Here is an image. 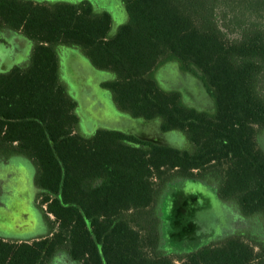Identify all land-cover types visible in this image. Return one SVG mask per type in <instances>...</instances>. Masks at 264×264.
Here are the masks:
<instances>
[{"label":"trees","instance_id":"obj_1","mask_svg":"<svg viewBox=\"0 0 264 264\" xmlns=\"http://www.w3.org/2000/svg\"><path fill=\"white\" fill-rule=\"evenodd\" d=\"M128 21L112 33L88 2L0 0V34L33 42L29 61L0 74V160L36 166L40 206L54 229L32 241L0 239V264H264V242L231 236L196 246L199 196L157 204L174 178L218 173L215 190L243 216H264V0H120ZM59 47L79 49L115 75L101 87L133 119L183 135L190 149L119 130L79 132L61 79ZM175 63L212 98L188 106L156 73ZM196 172V173H195ZM199 179V180H198ZM45 208V209H44ZM194 227L192 234H184Z\"/></svg>","mask_w":264,"mask_h":264},{"label":"rangeland","instance_id":"obj_2","mask_svg":"<svg viewBox=\"0 0 264 264\" xmlns=\"http://www.w3.org/2000/svg\"><path fill=\"white\" fill-rule=\"evenodd\" d=\"M41 4L88 2L96 12H107L113 20L112 33L128 21V15L120 0H24ZM33 42L20 33L5 31L0 34V74L29 61ZM61 79L69 95L77 103L80 119L79 132L91 137L99 129L119 130L133 134L145 141H159L172 146L190 149L183 135L163 134L157 124L133 119L116 106L110 91L101 83L112 81L111 72L96 69L79 49L59 47ZM161 87L166 91H180L188 106L212 111V98L189 74L182 72L175 63H168L156 73ZM257 141L264 150V130H258ZM36 166L24 154H12L0 160V239L31 241L49 235L54 229V217L46 216L40 206V190L36 185ZM196 173V172H195ZM218 173L200 181H187L174 177L166 186L157 204V212L163 215L167 199L179 205L184 197L199 196L195 220L199 229L196 246L216 245L231 236H241L248 242H264V216H243L237 206L222 202L216 195L220 181ZM199 180V179H198ZM45 209V208H44ZM194 227L184 231L192 234ZM67 258L58 256L52 264H68Z\"/></svg>","mask_w":264,"mask_h":264},{"label":"crops","instance_id":"obj_3","mask_svg":"<svg viewBox=\"0 0 264 264\" xmlns=\"http://www.w3.org/2000/svg\"><path fill=\"white\" fill-rule=\"evenodd\" d=\"M102 84V83H101ZM38 239V238H37ZM20 241H22V240H20ZM32 241V240H31Z\"/></svg>","mask_w":264,"mask_h":264}]
</instances>
